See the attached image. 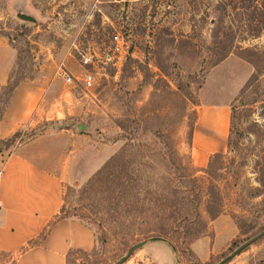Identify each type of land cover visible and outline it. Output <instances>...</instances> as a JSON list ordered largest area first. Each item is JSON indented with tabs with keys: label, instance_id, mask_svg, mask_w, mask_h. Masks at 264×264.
Returning <instances> with one entry per match:
<instances>
[{
	"label": "rangeland",
	"instance_id": "obj_1",
	"mask_svg": "<svg viewBox=\"0 0 264 264\" xmlns=\"http://www.w3.org/2000/svg\"><path fill=\"white\" fill-rule=\"evenodd\" d=\"M225 1L0 0V110L18 87L36 100L14 144H0V152L6 156L30 144L27 151L37 162L65 174L62 215L85 217L97 232L95 249L70 253L68 264H115L143 240L152 246L124 264H160L166 251L173 264H221L264 230V30L245 34L242 5ZM19 10L37 21L20 19ZM116 34L126 41L122 52L115 51ZM87 73L95 78L90 87L83 82ZM219 104L233 115L230 143L197 169L190 153L198 109ZM122 135L150 147L152 155L145 151L154 159L162 155L186 167L184 174L161 164L147 172L176 173L173 184L182 190L170 199L201 213L199 239L184 244L174 237L175 250L167 240H152L156 236L126 238L81 195L128 143ZM150 187L158 189L152 182ZM185 187L192 190L183 194ZM209 206L222 213L211 218ZM0 264H14V256L0 252ZM223 264H264V237Z\"/></svg>",
	"mask_w": 264,
	"mask_h": 264
},
{
	"label": "crops",
	"instance_id": "obj_2",
	"mask_svg": "<svg viewBox=\"0 0 264 264\" xmlns=\"http://www.w3.org/2000/svg\"><path fill=\"white\" fill-rule=\"evenodd\" d=\"M35 103L32 91L15 89L0 120V140L11 138L28 123ZM231 114L227 104L199 107L190 153L197 169L226 150ZM29 146L6 156L0 152V252L14 256V264H68L70 253H88L96 247L97 234L78 218L60 217L65 174L37 162L28 153ZM158 259L160 264H173L167 251Z\"/></svg>",
	"mask_w": 264,
	"mask_h": 264
},
{
	"label": "trees",
	"instance_id": "obj_3",
	"mask_svg": "<svg viewBox=\"0 0 264 264\" xmlns=\"http://www.w3.org/2000/svg\"><path fill=\"white\" fill-rule=\"evenodd\" d=\"M230 4L242 5V17L244 18L242 31L250 36H259L264 30V0H228L223 3L225 6ZM248 52L257 57L261 55L253 49H248ZM229 53L230 51H226L221 58H226ZM250 61L254 63L256 68H259L257 61L256 63L254 59H250ZM250 84L251 82L246 84V90ZM5 110V108L0 110V120ZM232 121L233 115L231 114V126ZM193 128L194 126L192 132ZM20 133L18 131L11 138L0 140V144L12 146ZM230 135L228 143H230ZM122 136L128 140V143L84 184L81 195L90 200L97 213L106 215L109 223L114 225L120 233L126 235V238L136 235L143 238L163 237L171 245L174 244L175 250H178V245L171 240L174 237L178 238V241L183 240L184 244H191L199 239L202 236L204 226L201 213L197 208L188 207L187 203L182 202V200L178 203V200L170 199L174 194L181 192V187L173 184V181L176 178L175 174L179 171L184 174L186 167H183L182 163L178 164L174 158L166 159L165 156L161 155L154 159V155L150 156L152 155L150 147H146L142 143H134V139L126 135ZM145 147L150 155L146 153ZM217 155L220 153L215 156ZM155 160H158V163ZM159 164L165 165L170 170H176V173H173L172 176H156L147 172L148 169H155ZM262 173L264 175V167ZM177 179L180 184L187 182L180 178ZM151 182L158 185V189H152L150 187ZM162 182H164V187H160ZM262 183L264 184L263 181ZM161 188L166 190L170 197H164L160 192ZM190 190L192 189L185 187L183 194ZM182 198L186 199V196H182ZM64 212L65 205L60 217H75L91 225V222L85 217L75 214L63 216ZM207 213L211 218H215L222 211L209 206ZM198 226H202V228L198 229ZM126 238L123 242L124 245H127Z\"/></svg>",
	"mask_w": 264,
	"mask_h": 264
},
{
	"label": "water",
	"instance_id": "obj_4",
	"mask_svg": "<svg viewBox=\"0 0 264 264\" xmlns=\"http://www.w3.org/2000/svg\"><path fill=\"white\" fill-rule=\"evenodd\" d=\"M17 16L22 19V20H25V21H29V22H36V18L31 15L30 13L26 12V11H22V10H19L17 12ZM214 22V20H213ZM72 124L80 127L82 129V131H86V128L87 126L80 123V122H77V121H74L72 120L71 121ZM264 237V230L261 231L259 234H257L256 236H254L253 238H251L249 241H247L246 243H244L243 245H241L236 251H234L231 255H229L226 259H224L223 262H221V264L227 262V261H230L234 256L238 255L240 252H242L245 248H247L248 246H250L251 244H253L255 241L259 240L260 238ZM152 240H163V241H166V239L162 238V237H154L152 238ZM147 240H143V241H140L134 245H132L126 255H124L119 261H117L115 264H124L125 262H127L131 256L135 253V251H137L138 249H140L141 247H143L144 245L147 244Z\"/></svg>",
	"mask_w": 264,
	"mask_h": 264
},
{
	"label": "built area",
	"instance_id": "obj_5",
	"mask_svg": "<svg viewBox=\"0 0 264 264\" xmlns=\"http://www.w3.org/2000/svg\"><path fill=\"white\" fill-rule=\"evenodd\" d=\"M113 43L115 44V51L118 52H122L126 45V41L120 34H116L113 36ZM85 62L87 63L88 60H86ZM94 80H95L94 76L91 73H87L83 79V82L87 87H90L93 85ZM66 81L68 83H72L74 81V77L71 75H67Z\"/></svg>",
	"mask_w": 264,
	"mask_h": 264
}]
</instances>
